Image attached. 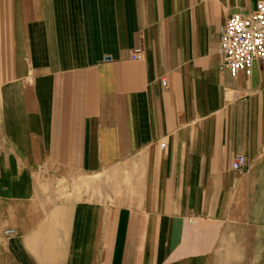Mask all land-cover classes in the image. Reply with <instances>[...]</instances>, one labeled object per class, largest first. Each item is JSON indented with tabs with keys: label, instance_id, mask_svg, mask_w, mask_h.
<instances>
[{
	"label": "crops",
	"instance_id": "0c3cea01",
	"mask_svg": "<svg viewBox=\"0 0 264 264\" xmlns=\"http://www.w3.org/2000/svg\"><path fill=\"white\" fill-rule=\"evenodd\" d=\"M259 2L0 0V264H264Z\"/></svg>",
	"mask_w": 264,
	"mask_h": 264
},
{
	"label": "built area",
	"instance_id": "2783aa9c",
	"mask_svg": "<svg viewBox=\"0 0 264 264\" xmlns=\"http://www.w3.org/2000/svg\"><path fill=\"white\" fill-rule=\"evenodd\" d=\"M220 49L223 57L221 70L233 75L243 70L251 72L256 60L264 59V2H259L254 12L248 15L235 14L221 26ZM142 54L141 48L135 49L131 59L139 60ZM163 85L166 86L167 82L163 81ZM245 166L244 156H237L232 163L235 170Z\"/></svg>",
	"mask_w": 264,
	"mask_h": 264
}]
</instances>
